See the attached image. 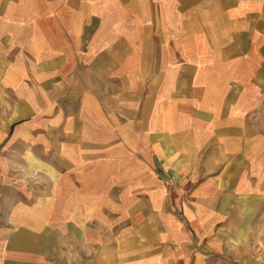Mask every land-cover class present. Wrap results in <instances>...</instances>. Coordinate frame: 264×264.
<instances>
[{
    "label": "crops",
    "instance_id": "obj_1",
    "mask_svg": "<svg viewBox=\"0 0 264 264\" xmlns=\"http://www.w3.org/2000/svg\"><path fill=\"white\" fill-rule=\"evenodd\" d=\"M0 143L41 252L264 264V0H0Z\"/></svg>",
    "mask_w": 264,
    "mask_h": 264
},
{
    "label": "rangeland",
    "instance_id": "obj_2",
    "mask_svg": "<svg viewBox=\"0 0 264 264\" xmlns=\"http://www.w3.org/2000/svg\"><path fill=\"white\" fill-rule=\"evenodd\" d=\"M3 147L4 144L0 143V264H89L87 257L82 253L81 245L72 247L75 252L79 251V254H73V249L68 254V248L63 241H59L62 245L54 247L50 240H43L47 247L44 245L41 252L37 249L40 241L31 230L27 231V225L22 227L24 225L13 223V210L20 203H25L27 195L34 196V193L27 189L35 182L34 176L21 170L19 161L8 159L9 155H3L8 152ZM164 183L169 184V180ZM46 226L45 230L49 233L50 225ZM27 235L30 236L26 237Z\"/></svg>",
    "mask_w": 264,
    "mask_h": 264
}]
</instances>
